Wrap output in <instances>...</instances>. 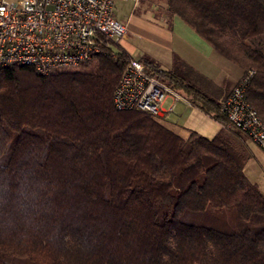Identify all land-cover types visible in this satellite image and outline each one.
I'll use <instances>...</instances> for the list:
<instances>
[{
  "label": "trees",
  "instance_id": "1",
  "mask_svg": "<svg viewBox=\"0 0 264 264\" xmlns=\"http://www.w3.org/2000/svg\"><path fill=\"white\" fill-rule=\"evenodd\" d=\"M165 2L243 70L233 88L249 77L264 121V0ZM103 46L47 74L0 69V264H264V194L244 171L248 133L184 137L165 116L117 108L136 57ZM139 59L228 122L222 102L180 72Z\"/></svg>",
  "mask_w": 264,
  "mask_h": 264
},
{
  "label": "built area",
  "instance_id": "2",
  "mask_svg": "<svg viewBox=\"0 0 264 264\" xmlns=\"http://www.w3.org/2000/svg\"><path fill=\"white\" fill-rule=\"evenodd\" d=\"M115 9V0H0V69L31 65L47 74L93 59L106 40L115 45L128 34V22L119 20ZM248 78L222 101L228 122L219 123L245 131L264 150V121L247 97ZM170 96L175 102L166 110L162 105ZM114 100L119 109L137 108L162 116L178 101L192 104L149 72L139 58L126 64Z\"/></svg>",
  "mask_w": 264,
  "mask_h": 264
},
{
  "label": "crops",
  "instance_id": "3",
  "mask_svg": "<svg viewBox=\"0 0 264 264\" xmlns=\"http://www.w3.org/2000/svg\"><path fill=\"white\" fill-rule=\"evenodd\" d=\"M143 10L147 11L145 17H140L134 23L132 22L135 15L132 12L127 17L118 18L128 22L129 28L127 36L120 43L121 47L136 58L146 56L157 61L164 69L180 72L212 98L219 102L224 101L242 76L243 70L219 55L212 45L180 16L170 15L167 9L160 10L157 4L151 1ZM131 32L139 36L141 40L139 44H131L129 41ZM180 103L187 106L181 112L180 120L170 119L167 114L169 112L164 116L182 136L186 137L190 130H196L207 137H213L222 128L218 120L193 104L178 101L174 109ZM196 114L200 116L199 119H195ZM207 118L214 120L215 123H212L216 126L203 124V120ZM252 142L255 143L249 138V147L254 154Z\"/></svg>",
  "mask_w": 264,
  "mask_h": 264
},
{
  "label": "rangeland",
  "instance_id": "4",
  "mask_svg": "<svg viewBox=\"0 0 264 264\" xmlns=\"http://www.w3.org/2000/svg\"><path fill=\"white\" fill-rule=\"evenodd\" d=\"M149 1L156 3L160 10L166 9L165 0H116L115 15L117 16V18L121 19L124 16H129L130 12H132V14L135 15L134 21L132 23L137 22L140 17H145L147 11L143 10V8H146V5H148ZM261 40L264 43V36H262ZM129 41L131 42V44L137 45L140 43L139 41L141 40L136 33L131 32L129 36ZM174 102L175 101L172 96L167 97L162 105V108L168 110V108L171 107ZM185 106L186 105L181 103L178 104L177 108L174 109L173 112L167 113L169 115V118L174 121L180 120L181 112L184 111ZM199 118L200 116L196 114L195 119ZM203 121V124L207 123L209 125L216 126L215 124H213L215 122L211 118H207ZM251 146L254 148V154H252L249 160L246 162L244 166V171L250 181L257 184L261 192L264 194V150L258 144L253 142Z\"/></svg>",
  "mask_w": 264,
  "mask_h": 264
}]
</instances>
